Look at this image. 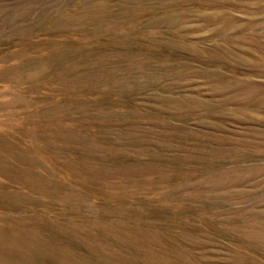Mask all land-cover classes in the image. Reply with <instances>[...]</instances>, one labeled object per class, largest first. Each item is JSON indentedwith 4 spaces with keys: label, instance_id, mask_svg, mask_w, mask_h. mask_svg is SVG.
<instances>
[{
    "label": "rangeland",
    "instance_id": "374dc122",
    "mask_svg": "<svg viewBox=\"0 0 264 264\" xmlns=\"http://www.w3.org/2000/svg\"><path fill=\"white\" fill-rule=\"evenodd\" d=\"M262 143L264 0H0V264H264Z\"/></svg>",
    "mask_w": 264,
    "mask_h": 264
},
{
    "label": "bare ground",
    "instance_id": "6f19581e",
    "mask_svg": "<svg viewBox=\"0 0 264 264\" xmlns=\"http://www.w3.org/2000/svg\"><path fill=\"white\" fill-rule=\"evenodd\" d=\"M2 76V75H1ZM257 119V118H256ZM263 144V143H262ZM264 145V144H263Z\"/></svg>",
    "mask_w": 264,
    "mask_h": 264
}]
</instances>
